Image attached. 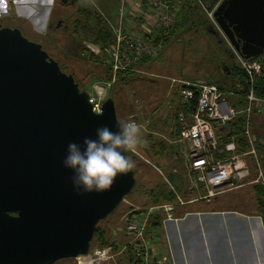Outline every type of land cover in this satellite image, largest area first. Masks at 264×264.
I'll list each match as a JSON object with an SVG mask.
<instances>
[{
    "label": "water",
    "instance_id": "95a60500",
    "mask_svg": "<svg viewBox=\"0 0 264 264\" xmlns=\"http://www.w3.org/2000/svg\"><path fill=\"white\" fill-rule=\"evenodd\" d=\"M214 17L240 55L264 53V0H223ZM91 99L42 44L19 27L0 28V264L88 255L98 224L134 191L133 169L106 191L74 188V173L64 166L69 143L83 148L97 128L115 132L123 123L112 98L100 113Z\"/></svg>",
    "mask_w": 264,
    "mask_h": 264
},
{
    "label": "rangeland",
    "instance_id": "374dc122",
    "mask_svg": "<svg viewBox=\"0 0 264 264\" xmlns=\"http://www.w3.org/2000/svg\"><path fill=\"white\" fill-rule=\"evenodd\" d=\"M12 1L17 2V0ZM84 1L92 15L93 13L100 15V21L105 25V28L107 26L110 31L111 28L113 30L117 28L118 19L115 16H110L108 9L111 6V10L115 14H120V0H109V6L105 5L106 0ZM201 2L197 0L196 3L204 11V15L206 14L207 22L202 20V14L195 9L194 14L199 19H194L193 22L196 21L197 24L191 23L189 30L174 31L170 41L165 46L163 44L158 57L137 66L133 70L134 72L124 79L119 80L120 77H118L117 82L108 90L106 83L109 81V75L111 76L109 65L106 64L108 59L100 57L96 60L91 55L84 56L83 54L85 43L77 32L75 22L81 19L83 24L89 25V23H86L85 18L81 17L80 2L70 0L64 4L61 0H54L50 27L48 26L44 34L24 31L29 40L43 45L48 54L59 62L60 67L64 70L62 71L72 75L82 90L90 91L95 95V98L102 100V103L108 98H112L117 106L120 121H135L141 126L143 134L151 135L152 133L154 139L163 144L166 149L168 145L172 146L169 147V152L165 151L164 158L159 162L147 158L146 153L140 148L131 154L130 160L134 163L133 170L137 185L118 209L98 224L91 243V253L100 249L101 246H104L101 248L112 246L114 258L104 264H131L130 251L132 247L127 246L131 237L129 238L126 234L128 214L131 207H136L141 211L155 205H147L149 201L146 192L157 185H164L165 189L168 187L169 190L172 186L175 189L178 187L182 190L181 194L184 192L187 194L188 189L191 191L192 176L186 169L184 158L177 152L180 147L176 142L178 136L175 134L177 133L179 102L177 90L172 87L170 79L184 78L205 82L224 80L226 79L225 70L234 69L237 62L234 59L236 57L234 54L238 53L224 32L219 29L216 21H213L207 14L205 9L208 10V8L205 3ZM220 3L221 0L218 4ZM199 21L204 23H198ZM16 22L18 23L19 20L17 16H13L3 24L6 27L18 28ZM211 22L215 23V26L209 30ZM103 90L107 91L104 93ZM142 125L146 127V131ZM170 175L173 179H170ZM256 185L247 184L248 187L244 189L226 192V195L217 203L218 207L237 210L244 215H257ZM186 197H184L185 205L190 200L189 197ZM190 205L192 204L190 203ZM194 208L195 206H187L186 211H193ZM144 213L146 214V212ZM163 215L166 216V214ZM154 233L161 234V228L152 230V235L148 232L149 239ZM101 236H103V241ZM153 247L158 257L167 254L164 248L156 247L155 243H153ZM125 248L127 250H124ZM152 260L154 258L149 259V262H154ZM75 263L74 259H69L56 264ZM135 263L132 260V264Z\"/></svg>",
    "mask_w": 264,
    "mask_h": 264
},
{
    "label": "built area",
    "instance_id": "2783aa9c",
    "mask_svg": "<svg viewBox=\"0 0 264 264\" xmlns=\"http://www.w3.org/2000/svg\"><path fill=\"white\" fill-rule=\"evenodd\" d=\"M181 5V0H122L117 28L110 31L112 43L109 46L85 43L83 53L84 56L108 59L106 64L111 70V80L106 83L107 90L117 82L120 73L134 72L143 60L160 55L163 48L160 37L167 35L175 25ZM219 5L212 11L205 9L213 21ZM236 60L240 73L228 91L205 81L170 79L179 102L175 134L180 147L177 152L184 158L186 169L192 176L190 189L202 190L199 198L187 203L200 200L210 203L217 196L247 184L264 186V96L256 93L258 81L264 77V55L245 58L237 53ZM107 90H103L104 93ZM91 94L94 111L100 113L104 102ZM230 97L237 105L230 101ZM243 100L246 105H241ZM239 117L244 119L240 132ZM216 125L225 128L226 142ZM143 128L147 130L145 126ZM240 137L248 147L244 152H239L243 146ZM239 183L242 184L239 186ZM171 188L177 196L173 203L153 205L141 211L131 207L126 234L131 237L127 246L132 247L130 253L134 262H169L166 256L155 259L154 254H149L153 236L148 237V222L150 217L163 214L167 216L163 224L174 220L176 206L185 205L184 196L173 186ZM258 217L263 222L261 216ZM112 253L113 248L109 246L74 260L75 264H104L114 258ZM152 258L154 262L151 263L149 259Z\"/></svg>",
    "mask_w": 264,
    "mask_h": 264
},
{
    "label": "crops",
    "instance_id": "0c3cea01",
    "mask_svg": "<svg viewBox=\"0 0 264 264\" xmlns=\"http://www.w3.org/2000/svg\"><path fill=\"white\" fill-rule=\"evenodd\" d=\"M120 2L122 4V0ZM105 5L109 6V0ZM53 8L54 0H0V19L6 23L9 17L17 16L16 25L23 31L44 34L50 27ZM109 8V15L118 19L119 14H115L111 6ZM201 193V189H188L190 196L182 194L196 199ZM176 207L175 219L164 223L161 234L153 235L151 248L155 259L161 257L153 243L165 249L167 264H264V225L258 215L203 211L183 216L180 214L185 205Z\"/></svg>",
    "mask_w": 264,
    "mask_h": 264
},
{
    "label": "trees",
    "instance_id": "16d2710c",
    "mask_svg": "<svg viewBox=\"0 0 264 264\" xmlns=\"http://www.w3.org/2000/svg\"><path fill=\"white\" fill-rule=\"evenodd\" d=\"M72 1L80 2L79 3V5H80L79 11L81 13V17H84L86 20V23H89V25H85L82 23L81 19L76 20V22H75V25L77 26V32L79 33L80 37L84 40V43H94V44L101 43L104 46H109L113 41V37H112L110 30H108L107 26L105 28V25L103 23H101L100 15H98L97 13H93V15H92L91 10L88 9V6L84 0H79V1L78 0H72ZM219 1L220 0H202V2L205 3L208 10H210V11H212L216 7V5L219 3ZM181 2H182L181 9L178 13L177 21H176L175 25L170 29V31L168 32L167 35H162V37H160V39L163 40L164 46L170 41V38H172L174 31L189 30L190 29L189 25L191 23H194V25L197 24V23H195L196 21L193 22L194 19H196V20L199 19L194 14L195 9L200 11V13L203 16L202 20H205V22H207L206 14L204 15V13H203L204 11L198 7V5L196 3L197 0H181ZM198 23H204V22L199 21ZM210 24H212V25H211V27H209V30H211L215 26L214 23H212V22ZM2 27H4L3 19H0V28H2ZM23 33H24V31H23ZM24 35H26V34L24 33ZM263 55H264V53H263ZM235 56L236 55L234 54V57ZM94 58L96 60H98L97 57L94 56ZM234 59H236V57ZM151 60H153V59L143 60L140 63V65L145 64L147 62H150ZM233 68L234 69L228 68L225 70V72H226L225 78L226 79L216 81V82L211 81L209 83L217 85L221 90L228 91L232 87L233 79L240 73L238 66L235 65V67H233ZM109 71H110L109 74H111L110 69H109ZM131 73H133V72H128V73L122 72V73H120L119 74V77H120L119 80L124 79L125 77H127V75H129ZM108 79L111 80L110 75H109ZM263 83H264V77H262L258 81V86L256 87L257 88L256 93L258 95H261V96H264V88H262ZM229 99L232 103L235 102V104H236V100L232 99L231 97ZM241 105H246V102L243 100L241 102ZM116 108H117V106H116ZM116 111H117V109H116ZM117 116L119 118L118 112H117ZM243 120L244 119L242 117H239V119H238V122H239L238 123V125H239L238 131L239 132L242 130ZM216 127L218 128L217 129L218 133L221 135H224V141L226 142L227 141V135L224 132L225 128L221 127L219 125H216ZM143 133H142V139H143L144 143L139 148L142 149L146 153L147 158L152 159L153 161L159 162L161 159L164 158L163 156L165 155V151L168 150V152H169V147H172V146L168 145L167 149H166V147H163V144H160L159 142L156 141V139H154V136H152V133H151V135L150 134L146 135ZM240 141H241L243 146L241 148H239V152H244L247 150L248 147H247L245 140L243 138L240 137ZM131 154H132V152L128 156L129 159L132 156ZM132 169H134V168H132ZM169 177H170V179H173L171 177V175ZM241 184L239 183L237 185L240 186ZM246 187H247V185H244L243 187H240V188L235 189V190L244 189ZM256 187L257 188L255 189V193L257 195V205H258L256 211H257V215L261 216V218L263 220V225H264V187L262 185H256ZM176 189H175L176 192L181 194L182 190L179 189L178 187H176ZM232 191H234V190H232ZM237 192H239V191H237ZM146 193L148 194V201H149V202H147L148 203L147 205H150V204L151 205L152 204L158 205V204H162V203H173L177 199V196H176L175 192L171 189V187H170V190L168 189V187H167V189H165L164 185H157L155 188L149 190ZM224 195H226V193H223V194L217 196L210 203H207L204 200H200V201L193 203L194 205L193 204L192 205H185L181 214L184 216L185 214H187L189 212H203V211L204 212H229V211H236L237 212V210H233V209L231 210V209H228L226 207L225 208L224 207H221V208L218 207L217 203H219L221 201V199L224 197ZM187 206L188 207L195 206V208L193 211H186ZM165 218H166L165 215H162V216L156 215V216L150 217L149 222H148V229H149L148 232L151 233V231L154 229L162 228L163 227L162 222ZM98 233H99V230L97 231V234ZM101 239L103 241V236H101ZM101 247H104V246H101ZM130 260H131V264H132V260L134 261L133 255H131ZM135 264H144V263L142 261L138 260ZM152 264H156V262H154Z\"/></svg>",
    "mask_w": 264,
    "mask_h": 264
},
{
    "label": "clouds",
    "instance_id": "9594fccd",
    "mask_svg": "<svg viewBox=\"0 0 264 264\" xmlns=\"http://www.w3.org/2000/svg\"><path fill=\"white\" fill-rule=\"evenodd\" d=\"M96 137H86L83 148L75 142L68 145L64 166L74 173L73 185L78 193L110 189L118 175L134 167L126 153H135L144 143L141 126L135 121L118 123L115 132L107 126L99 127Z\"/></svg>",
    "mask_w": 264,
    "mask_h": 264
},
{
    "label": "bare ground",
    "instance_id": "6f19581e",
    "mask_svg": "<svg viewBox=\"0 0 264 264\" xmlns=\"http://www.w3.org/2000/svg\"><path fill=\"white\" fill-rule=\"evenodd\" d=\"M174 127V126H173ZM177 208V207H176ZM163 223V222H162ZM151 228V227H150ZM149 230V229H148Z\"/></svg>",
    "mask_w": 264,
    "mask_h": 264
}]
</instances>
